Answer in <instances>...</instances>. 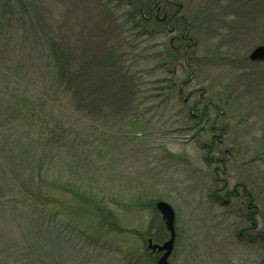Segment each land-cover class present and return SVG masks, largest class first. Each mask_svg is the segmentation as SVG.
<instances>
[{"label": "rangeland", "instance_id": "374dc122", "mask_svg": "<svg viewBox=\"0 0 264 264\" xmlns=\"http://www.w3.org/2000/svg\"><path fill=\"white\" fill-rule=\"evenodd\" d=\"M4 1L0 9L23 7ZM120 1L31 0L35 17L13 13L14 26L25 19L38 35L50 30L66 46L81 69L74 85L87 105H100L95 96L120 101L111 116L79 122V138L92 153L81 168L66 154L54 91L38 81V35L32 43L15 30L0 38V123L29 124L11 137L27 136L36 147V156L21 155L25 141L8 149L10 138L0 131V264H66V221L84 232L98 264H156L159 253L149 254L147 239L161 244L169 237L158 200L175 215L170 264H264V61L248 59L264 44V0L159 1L190 26L184 30L181 20L167 31L161 23L160 33L151 13L142 20L141 0ZM43 7L49 15L57 8L40 19ZM186 31L195 40L187 50L192 78L180 88L190 75L182 56L189 41L172 50ZM29 50L33 65L25 69ZM28 75L34 83L26 87ZM205 105L207 119L196 125L192 117ZM107 120L115 123L111 143L99 133ZM47 124L61 125L60 136H47ZM66 165L80 185L68 178V191ZM243 185L257 210L252 222L244 216ZM109 218L116 227L101 225Z\"/></svg>", "mask_w": 264, "mask_h": 264}, {"label": "trees", "instance_id": "16d2710c", "mask_svg": "<svg viewBox=\"0 0 264 264\" xmlns=\"http://www.w3.org/2000/svg\"><path fill=\"white\" fill-rule=\"evenodd\" d=\"M31 1V0H30ZM29 1V2H30ZM115 2H118L120 0H113ZM128 0H121L120 2L126 3ZM160 1V0H159ZM19 3L23 4V7L21 10L16 11L14 7H2L0 9V38L1 36L10 39L11 35L6 34V30H9L12 32L13 30L16 31L17 35L20 36L22 39H28L33 42V38L36 35H38V29L34 26H27V21L25 19L22 20V26H14L12 24V21L14 19L13 13L17 15H22V16H32L34 14V8L33 4L30 2L27 3V0H5L4 3ZM146 0H141L140 2V16L145 23H148L151 19L149 18L148 14V7L146 6ZM155 2V1H154ZM157 2V1H156ZM3 3V4H4ZM59 3V2H58ZM153 3V2H152ZM28 4V5H26ZM131 5V4H127ZM141 6L146 8L145 14L142 13V8ZM57 8V7H56ZM56 8H51V15L54 14V10ZM42 12L44 15L40 16V19H46L47 16H51L50 14V8H44L42 9ZM21 16V17H22ZM134 15L132 16V18ZM184 21H182L185 24L184 30L189 29V23L186 21V18L182 15H179ZM181 19V20H182ZM49 21V19H48ZM52 21V18H51ZM158 24V32H161V22L156 21ZM20 29V30H17ZM53 30V27H51ZM167 30V29H166ZM168 31V30H167ZM38 40L39 43L37 44V53L42 54L40 56V60L42 61L44 68L40 69V73L38 74V81L40 82L39 84H42L44 87H48V90H53L55 94V99L52 100L54 103L52 106L54 107V110L57 111V113L54 115L56 119L60 118L61 121H58L59 124L63 122V119L66 123V154L71 151V157L73 158L72 161L75 160L77 162V165L79 168L83 166V161H85L88 156H90L92 153L88 154L85 151L84 148V143L81 142L79 138V134L82 135V130L79 127V124L81 122L86 121L85 119H88L91 122H96L99 120H103L106 116L107 113L112 114V110L116 109V103L120 104L117 99V97L114 96L106 99L101 96H95L92 94V96L96 97L95 104H100V105H87L86 104V95L79 97L80 95V86L79 85H74V82L76 81V74L80 75V78L82 77L81 69L76 66L75 64L72 63V60H69V57L66 55V46L64 47L61 42H57L56 36L53 34L52 31H45L42 30V35H38ZM181 43L178 44V46H174L173 52L179 50V48L183 45L184 42H187L183 46V51H182V56L184 60L185 67L189 69L190 75L188 76V79L186 81H183L180 83L179 87L182 88V85L185 84V82L189 81L192 78V73H191V65L189 64L188 56H187V50L191 46L195 44V40L188 35V31L184 32L181 35L180 38ZM171 51V49H170ZM28 54L30 55L29 59L31 63L27 64L25 69H30L32 67L33 59H32V53L31 50H29ZM38 55V54H37ZM165 56V54H164ZM177 56V55H176ZM159 57V58H158ZM158 63H160V68H162L165 63H163L164 58H161V53L157 55ZM17 61L19 62L18 58ZM29 71V70H27ZM176 71V70H174ZM31 76V75H28ZM32 79V80H31ZM31 79H25L23 80L22 84L23 86H30L34 83V78ZM74 85V86H73ZM170 91H173L172 89V84L168 88ZM71 93L72 96L69 98L66 97V94ZM173 93V92H172ZM65 98V102L63 104L57 103V99L60 97ZM79 97V98H78ZM150 98L153 97V93L150 94ZM148 97V98H149ZM185 101L187 98L184 99ZM51 101V102H52ZM101 101L103 102V105L101 104ZM208 105H205L202 107L201 114L199 113L198 115H195L194 118L196 120L195 123L199 121H204L207 119V116L204 115L208 112ZM19 112V110H18ZM16 116H18V113H16ZM40 119V118H39ZM116 119V118H115ZM114 119V120H115ZM17 120V121H16ZM13 121V118H10L9 120H1L0 123V131L4 133V136L9 137L10 139H6L5 142L6 147L8 149H14L17 147H20V143H23L25 141V146L23 147L21 151V155H34L36 156L35 149L36 147L31 146V139L27 140L23 136H14L11 137V134H19V131L22 129L27 128L29 124L21 125L18 123V119ZM113 121L108 122L104 121L105 127L100 129V135L101 137L104 136L103 140L105 143H111L114 142V139L116 138L114 136V131L113 127L115 126V123ZM31 122H37V125L42 127L45 123L43 120L39 121H31ZM80 122V123H79ZM33 124V123H32ZM196 125H199L198 123ZM61 125H56V126H51V125H46L45 128H43V132L46 133V135H54V136H60V132L63 130L61 128ZM27 132V131H26ZM22 135H27L29 134L26 133H21ZM3 135V134H2ZM72 136V138H70ZM12 138V139H11ZM55 141V140H54ZM67 158V157H66ZM36 159V157H35ZM220 162L221 160L215 159L212 162ZM69 180L72 182L73 185H79L75 180L72 179V174H71V167L66 165V190L68 191V187L70 186ZM80 186V185H79ZM243 192L242 196L245 199L247 208L244 212L245 219L249 222H252V219L254 217V214H256V207L254 204H251V195L249 191H246L244 188L245 186L243 185ZM70 189V188H69ZM84 191V190H83ZM85 192V191H84ZM228 199L226 200L227 203ZM67 223H70L69 221H66V256L68 255V259L66 260V264H98V259L94 256V252L90 250V248L84 246V242L82 241V235L84 232H80L77 230L72 229L69 227ZM101 225H108L111 228L116 227V223L109 218L108 224L105 223V220H101ZM149 239V238H148ZM149 254L152 256L158 255L157 252H152L150 250ZM151 257V256H149ZM130 263V262H128ZM134 264H137L135 262Z\"/></svg>", "mask_w": 264, "mask_h": 264}, {"label": "water", "instance_id": "95a60500", "mask_svg": "<svg viewBox=\"0 0 264 264\" xmlns=\"http://www.w3.org/2000/svg\"><path fill=\"white\" fill-rule=\"evenodd\" d=\"M248 59L251 61H264V44L254 47L249 53ZM154 206L161 216V220L164 224L165 230L169 234V237L161 244L153 243L152 240L149 238L147 239L146 247L152 252L157 251L161 253L156 261V264H170L168 261V257L172 252L175 240L174 211L168 203L162 200L156 201Z\"/></svg>", "mask_w": 264, "mask_h": 264}, {"label": "flooded vegetation", "instance_id": "af4514ba", "mask_svg": "<svg viewBox=\"0 0 264 264\" xmlns=\"http://www.w3.org/2000/svg\"><path fill=\"white\" fill-rule=\"evenodd\" d=\"M155 1V2H154ZM151 5L148 7V14H152L151 18L154 17L155 20L160 21L159 18L161 19V23H165V28L167 27H173L175 29L176 25L181 21V17H179L178 12L172 11L169 12L167 7L164 6L163 4L159 3V0H154ZM157 1V2H156ZM160 1H166V2H172L171 0H160ZM177 4V3H175ZM176 8L178 9V6L176 5ZM167 13L169 15H167ZM156 14V15H153ZM158 14L160 17H158ZM182 21H184L182 19ZM168 30V29H167Z\"/></svg>", "mask_w": 264, "mask_h": 264}]
</instances>
